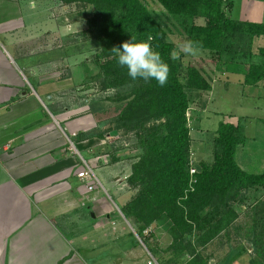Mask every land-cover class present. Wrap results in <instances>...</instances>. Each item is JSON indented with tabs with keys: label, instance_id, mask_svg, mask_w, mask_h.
I'll use <instances>...</instances> for the list:
<instances>
[{
	"label": "crops",
	"instance_id": "1",
	"mask_svg": "<svg viewBox=\"0 0 264 264\" xmlns=\"http://www.w3.org/2000/svg\"><path fill=\"white\" fill-rule=\"evenodd\" d=\"M59 1L30 3L48 14L42 27L26 23L20 10L0 20V32L20 57L49 55L22 65L0 47V264H146L120 209L132 193L119 205L96 172L100 183L93 189L78 176L89 164L105 181L121 184L119 163L103 164L104 155L92 153L97 136H76L71 147L73 133H89L98 121L84 101L66 103L72 45L69 5ZM240 19L264 21L261 13Z\"/></svg>",
	"mask_w": 264,
	"mask_h": 264
},
{
	"label": "trees",
	"instance_id": "2",
	"mask_svg": "<svg viewBox=\"0 0 264 264\" xmlns=\"http://www.w3.org/2000/svg\"><path fill=\"white\" fill-rule=\"evenodd\" d=\"M64 1H83L94 6V14L88 19L84 33L91 34L101 44L99 56L104 59L99 76L105 87L127 86L129 90L116 127L135 135L141 154L128 178L138 191L122 207V212L141 236L152 222L166 217L172 223L174 237L180 239L210 223V213L205 212L208 205L215 203L214 210L219 211L226 208L228 198L239 190L254 186L264 188V172H249L237 162V149L246 143L247 137L241 125L230 121L222 120L218 125L213 138V160L198 162L195 172L191 173V130L187 115L192 103L191 93L211 90L212 83L202 69L185 66L182 58L175 61L170 58L176 43L168 39L166 30L144 0ZM158 1L168 12L183 18L185 38L199 41L202 49L214 53L219 64L228 67L245 59L244 82L259 85L264 80V61L249 58L255 55L252 49L255 38L264 36V21L232 17L233 0ZM196 16L204 17L206 23L196 24L193 21ZM149 36L153 50L160 52L170 67L168 82L163 87L155 80L133 81L112 52L113 47H120L132 37L144 41ZM259 54L264 57V45L259 48ZM93 136L103 138L105 134L89 132L77 135V139ZM262 206L264 210V204ZM225 213L228 216L210 225L207 233L213 232L212 227L217 228L226 218L236 217L231 208ZM262 219L264 221V217ZM213 233L212 236L216 234ZM252 264L258 263L253 261Z\"/></svg>",
	"mask_w": 264,
	"mask_h": 264
},
{
	"label": "rangeland",
	"instance_id": "3",
	"mask_svg": "<svg viewBox=\"0 0 264 264\" xmlns=\"http://www.w3.org/2000/svg\"><path fill=\"white\" fill-rule=\"evenodd\" d=\"M32 1L28 0L27 3L26 0H0V20L9 16L5 14L20 10L26 23H38L39 27L45 26L48 14L31 10ZM61 1L69 5L68 13L65 14L70 26L69 39L72 45L70 67H65V71L69 70L72 77L70 84L72 94L69 102L66 103L77 105L80 99L81 102L86 103L88 111L93 114L95 112L98 126L88 132H104L105 137L97 136L100 144L93 146L92 153L104 155L105 160L100 159L103 164L113 161L119 163V173L122 177L120 176L118 180L121 184H110L104 180L102 171L96 168L95 172L100 176L108 194L120 205L128 198V191L132 193L128 201L138 191L137 187L129 183L128 178L133 164L141 154L135 135L116 127L119 114L128 100L125 97L129 96V90L127 86L105 87L102 77L99 76L100 63L104 59L99 56L101 44L93 39L91 34L84 33L88 27V19L94 14V6L83 1L70 3ZM144 1L166 30L170 41L177 44L187 40L183 18L168 12L158 0ZM233 1L232 17L253 18L254 14L261 13L264 20V0H251L256 3L254 7L252 4L250 6V0ZM193 21L199 25L206 23V19L202 16H196ZM263 45L264 36L255 38L252 46L255 55L249 56L252 58L250 61H264V57L259 54V48ZM0 47L9 50L22 65L23 59L35 62L49 56L39 53L29 55L28 58L20 57L14 45H10L7 35L1 32ZM181 58L185 66L193 65L205 71L212 83L211 90L191 93L192 103L187 113L191 130V169L196 170V164L200 161L213 160V138L218 125L221 120H231L230 122L241 125L247 137L246 143L239 145L237 149V162L249 172H264V80L258 89L255 88L258 85L246 84L244 82L247 69L245 59L236 64H229L227 67L225 64H219L218 58L209 49L201 48L200 53L195 57L182 53ZM27 74L31 79L29 73ZM31 81H34L33 78ZM204 118L209 119L200 124ZM109 128L113 130L107 132ZM77 134L73 133L71 138L76 139ZM74 145V141L71 140L72 149L76 147ZM90 166L93 168L92 165ZM106 168L109 169V167ZM215 202L219 203V200ZM226 204V208L222 207L219 211L214 210L215 203L208 205L205 212L210 213L208 215L210 223L204 229H194L180 239L174 237L171 230L172 223L166 217L152 222L145 229L148 230V234L143 236L128 221L126 226L132 233L128 236L129 240L135 241L134 246L144 258L148 257L147 249H149L156 256L159 264H252L253 261L264 264V221L262 219L264 188L257 186L243 188L229 197ZM124 205L120 206V209ZM228 208L236 213V217L226 218L222 224H218L217 228L212 227L213 232L216 233L214 236H212L213 232H210L211 235L207 233L210 225L223 216H228L225 213ZM135 231L143 238L142 241L138 239ZM138 261L139 264H143L142 260Z\"/></svg>",
	"mask_w": 264,
	"mask_h": 264
},
{
	"label": "clouds",
	"instance_id": "4",
	"mask_svg": "<svg viewBox=\"0 0 264 264\" xmlns=\"http://www.w3.org/2000/svg\"><path fill=\"white\" fill-rule=\"evenodd\" d=\"M152 37L147 40L136 41L132 37L130 41L123 42L120 47H113L112 52L117 58L118 65L126 67L128 76L133 80L143 79L145 82L155 80L161 87L168 82L170 67L164 61L160 52L153 50ZM202 44L195 40H184L177 43L170 52V58L175 61L181 58V54L197 56Z\"/></svg>",
	"mask_w": 264,
	"mask_h": 264
},
{
	"label": "built area",
	"instance_id": "5",
	"mask_svg": "<svg viewBox=\"0 0 264 264\" xmlns=\"http://www.w3.org/2000/svg\"><path fill=\"white\" fill-rule=\"evenodd\" d=\"M194 172H195V169L192 168L191 169V173H194ZM78 176L83 178V179H87V181L89 182V186L88 187L90 189H93L96 184L100 183L98 177L96 176V173H95L94 169L89 164H86V168L83 169L82 171H80L78 173ZM135 233H136V231H135ZM144 234L147 235L148 234V230H145ZM136 235H137L138 239L140 241H142L143 238H141V236L139 234H137V233H136ZM146 264H159V262L157 261L156 256L150 250H148V260H147Z\"/></svg>",
	"mask_w": 264,
	"mask_h": 264
}]
</instances>
